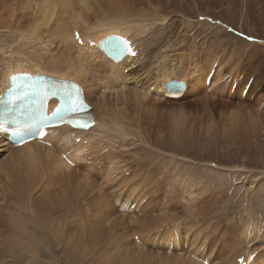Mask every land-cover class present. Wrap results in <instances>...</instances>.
Returning <instances> with one entry per match:
<instances>
[{
	"label": "bare ground",
	"instance_id": "bare-ground-1",
	"mask_svg": "<svg viewBox=\"0 0 264 264\" xmlns=\"http://www.w3.org/2000/svg\"><path fill=\"white\" fill-rule=\"evenodd\" d=\"M146 1H149L151 4L154 3V5H152L151 8H148L146 7L145 4ZM29 8H30V14H29V20L27 21L26 16ZM54 13L56 14L55 16H53ZM162 13L163 12L161 5L159 4V0H0V28L3 27L7 29H12L15 32L21 31L22 33L27 34L26 36L27 39L34 38L37 40V43L38 42L40 43L38 51L35 50L37 51L36 54L25 51L19 52L17 54H13L11 52H9L10 54L8 53L9 55L5 57L7 59L5 66L2 68L3 70L1 69L2 71H0V91L1 90L3 91L5 87H7L6 82H8V77L10 76V74L18 72L20 69L26 70L27 72L29 70L30 72H32V74L36 72H44V73H51L54 77L57 78L75 80L84 85L85 97L94 106L95 109L94 115L98 120L97 125L93 126L88 132H84V131L80 132V128H75L74 130L73 129L56 130L54 126H49L47 133L44 134L41 138L37 139L35 142L27 143L26 141H24L25 143L24 147L28 151H30L31 157H35L38 155V151L36 150V148L41 146L42 145L41 143L44 140L49 141V143L45 142L49 144L47 147H44L42 145V152L45 154L44 159L50 160L49 164L47 165L48 172H45L46 170H42L40 167H38L39 165L34 166L30 164L16 150H12L9 154L6 153L5 157L3 158V160H5L4 161L5 163L3 162L4 164H2L3 168L1 171L4 174V175L2 174L4 178L3 180L0 179V191H1L0 197L1 198L2 196L4 197L6 204H8V199L11 198L12 204L18 203L20 205H23L24 203L25 205H27V209L30 212L31 219L35 221V227H34L35 229H39L42 226L43 228L48 227L49 230L52 231L54 227H56V230L58 232L61 231L63 232V234H67L72 241L75 240V244L77 246L85 245L86 247V248L84 247L85 250H89L90 252H92V255L90 256L91 259L93 258L92 261L96 262V264H143L142 262H138L139 261L138 259L141 258L142 261V259H146L148 257H151V259L152 258L155 259V260L152 259L153 261L151 260L152 261L151 264H205V263L210 264L211 259L209 257L210 254L208 253L209 249L207 251L205 250L206 238L204 237L206 236L203 237L201 235V232H198V234L196 235L195 231L197 230L195 229H194L195 231L185 229L183 224L184 222L180 220L178 221V219L173 217L175 216L174 212L166 214L164 211H161L155 214L154 216H152L151 218L145 215L139 217L133 215V218L132 217L126 218L125 215L120 214L117 209L115 210L114 206L110 204V201L105 199L104 203L103 202L96 203V210L88 221L87 220L88 215H84V213H82L74 205V198L78 196V193L89 192L93 190L96 186L99 187L96 189V191H98V193L100 194V199H104L102 196H104L105 193L102 189L103 188L102 184L99 183V181L98 184L96 178L91 176L87 177L83 174V172H81L78 169L81 167L79 165L80 162L85 161L84 163L87 162L94 164V160L91 161V158L99 155L102 150L113 151L112 148H114V146L118 147L120 146L121 143L130 142L131 140L135 139L136 136H137V140H139L142 143L144 142V140H146L143 134L144 132H146V138L148 139L152 127L154 130V127L157 126L158 127L157 132H160L162 128H164L162 127V125L166 127L167 121H169V123L172 126L171 128L172 131L169 134L172 135L174 134V137H180L182 136V134L186 136L185 134L187 132H185L184 134V132H182L180 129L185 127L188 129V132H190L191 128L194 125V123L189 122L185 117L186 113L184 111L185 109L184 107H188V106L194 108V110H196V113H200V112H206L208 109L213 108L214 104L217 103L216 104L217 109H219V107L221 106L224 108V111H229L231 113L230 115H228L229 119L228 118L226 119L236 124V126L243 123L245 119V115H249V114H255L254 117H256V114H262L261 118L262 121L264 122V112L262 113L258 112L259 108H257V106L255 105V103L261 102V104L259 105V107H261L264 104V97L258 96L256 98V101L252 102V100L250 99L251 90L246 87L248 79H246V81L243 82L240 80V76L237 77L236 75L232 74L231 72L232 70L230 71L231 73L229 71L224 72L221 69L220 63L222 62H219V59L215 57L216 53L211 54L204 64L201 63L200 58L198 59V57L200 56V54L198 53L194 57L195 61L190 59L187 62H184L183 59H181L178 56L179 58L178 62H173L169 58L168 60H170L171 62L168 63L166 61L167 58L166 53L160 52L159 46H161L160 42H162V40H165V37L167 35L168 37H170L169 34L161 35L157 33L158 35L161 36L156 35L158 37L156 38L154 37L153 39L148 40L147 41L148 46H146V39L144 40L142 39V41L139 40V38L142 35L144 38V35H146L147 31L150 28L152 29V27H154L152 26V24L154 23L155 18H161L159 16H161ZM165 20L166 19L164 17L163 21ZM26 21H27V25L25 28L24 24H26ZM169 24L171 25V22ZM44 26L47 27L48 34L52 35V37L56 40L57 53L63 55V58L58 59L57 57L54 56L51 57L42 56L43 55L42 52L44 50L41 47L43 46V44L45 46L48 45L47 44L48 41L46 39L45 41L44 39H42V36H44V34L46 33L44 30ZM159 29L161 28L159 27ZM27 30H31V31L28 32ZM152 30L154 31V29ZM152 30L151 33L153 32ZM10 31L11 30L7 31V33L8 32L10 33ZM109 34H117L119 37L122 38L125 37V40L127 41V44L128 46H130V48H133L138 53L143 52L145 54V57H149L151 60L153 59L154 64L151 65L150 68L152 66L155 67L160 66L157 75L155 77V78H159L160 83L176 78L186 79L188 83V88L191 91L196 90L197 92L194 98V102H190V103L187 102L186 106L185 105L179 106V103L164 102L161 99L156 98L155 96L148 95L146 89L137 90L135 87L137 81H133V79L135 78L134 75L136 74L137 70H131L128 74H123L122 72H120L122 68H118V71L116 72L117 76L115 77H112L111 74L110 76L108 75L105 76L106 86L109 87L108 89H110L111 92H114L113 96H115V99L112 102L111 101L107 102L106 99L103 98V94H100V99L96 98L97 100L93 101L91 97L95 95L94 94L95 88L86 87L87 83L92 82L95 79V75H96V72L94 71L92 66V61H93L92 58H97L96 56H98L99 59L103 61L105 64L108 63L105 60V58L102 57L101 53L95 54L94 48L95 46L98 45V41L101 38ZM154 34H156V32H154ZM10 35L8 34L7 36ZM18 35H15L16 38ZM38 35H40L41 37H39ZM0 36H2V34ZM74 36L80 37L81 44H84L85 47L80 46V44H78L73 39ZM149 36L150 35H148V37ZM24 37L25 36L21 37L22 41ZM27 39L25 38L24 40L28 41ZM34 39L33 41L35 42ZM88 40L95 44L93 46L88 47ZM174 40L177 41L178 39H174ZM165 41H169V40H165ZM180 41H182V39ZM140 42H142V44L144 43L145 46L142 48L139 47ZM176 43L173 44L175 45ZM18 44H15V47ZM173 44L170 45L172 46ZM19 46H21V42ZM19 46H17V48ZM167 48L171 49L169 47ZM47 50L49 52V49H46L45 51ZM4 56H6V54ZM237 59L239 61L241 58L238 56ZM2 66L3 65H1V67ZM132 67L136 68L135 64L128 67V69ZM144 67L145 66L142 65L140 69H144ZM236 67H239L236 70L238 71L241 68V65H237ZM150 68L148 67L146 71L149 72ZM209 71L213 72L211 75L210 84L208 85V87H206L207 90H209V92L214 93L215 91L217 94H224L234 89L231 94H236L238 97H240V95L246 94L245 100L229 103V101L220 98L221 100L217 101L218 98L212 97L211 93H204L205 89L203 86ZM200 72H204L203 78H201L202 74ZM229 75H233V78H230ZM129 80L133 81L134 84L133 88L127 86V82ZM229 80H231L233 83H229L228 82ZM233 85H235V87ZM174 92L177 94L176 89L174 90L172 89L171 91H169L170 94H174ZM9 93H11V89L9 90ZM164 119L166 120L165 123H163ZM253 120L254 119L252 118V121ZM257 120L259 121V118ZM257 123L258 122L254 121L255 125H257ZM143 124L145 125L142 127ZM214 127H217V125L213 126L211 124H208L206 128H208L211 132H214L215 131L213 129ZM231 127H232L231 123L229 124L227 123V126L225 127V132L226 133L237 132L234 129L232 130ZM106 130L115 131L119 135L111 136L112 138L111 139L107 136ZM219 130H222V134L224 133L223 128H220ZM103 136H107V137L103 138ZM114 137H116L115 140L113 139ZM84 140H86L85 144L83 143ZM101 140L103 144L102 146L103 149H98L101 146ZM1 145H3V142L0 143V146ZM121 147H123V145ZM89 148L92 151H87ZM100 158L102 160L104 159L102 156ZM122 160H123L122 156H118L115 153L113 154L109 152L104 159L105 165L103 167L104 171L102 178L103 179L106 178L107 181L110 180V177L111 180L114 179L116 177V174H114L113 172L116 171V169L120 168ZM98 165H95L97 167H95V169H92V171L95 170L94 173L96 171L98 172L99 170H102V167L99 168ZM140 168H141V171H139L140 173L139 172L134 173L133 177L130 176V174L127 175L129 176V180L127 179L128 181H130V178L136 179L137 177H139L138 180L141 179V181H139L138 183H137L138 180L134 181V184H132V186L130 187L129 194H131L132 192L133 194H135L134 192L135 189L143 184L142 191H145V195L143 198L147 197L148 199L150 194L158 190L154 186L156 181L152 182L150 180V178H154L153 175L154 171L147 170L143 166H140ZM80 169H82V167ZM85 172L90 173V168L85 167L84 173ZM168 177L169 176H167V179ZM163 179L164 180L162 181L163 182L165 181V183H167V180L165 178ZM127 180L124 179V181ZM170 182L169 185H167L168 187L166 189V193L168 192L169 194L172 186V183ZM57 184H59L58 189L56 188ZM37 186L38 188H40V192L36 190ZM4 190L11 191L12 197L7 196ZM33 190H36L37 194H33V193L31 194ZM48 190L50 191L53 190V191L44 194L45 191ZM121 194L122 193H118L117 198ZM130 196L131 198H133L132 194ZM135 198L136 197L134 196V199ZM157 198L159 197L157 196ZM124 199H130L128 192L122 200ZM129 201L130 200L126 202L127 207H129L131 205V202H133V201L131 202ZM137 201L139 200H137L136 198V203ZM143 201L141 203H144ZM207 201L209 202V200ZM150 202H151L150 200L149 202L148 200H146V203L143 206V208L140 206V208L138 209L142 208L141 210H143L145 209V207L147 208ZM136 203L134 208L137 207V205L141 204L139 203L136 205ZM214 204H217V201ZM211 205H212L211 203H207L203 205L200 209H198L197 211L198 216L202 215L203 217V215H212L213 214L212 210L214 209L211 208ZM215 206L216 207L218 206L219 208V205H215ZM161 207L162 209H164V206L161 205ZM14 209H12L11 211L8 210L12 215L11 217H13V221L9 220V218H11L9 217V214L8 216L5 215L0 216V219L3 217L4 219L7 218V220L9 221L10 227H9V232L7 231V235L9 233L11 234V240L9 246L13 250L17 245L22 246V244L24 243L27 244L26 233L28 234L30 233L29 230L30 226L27 225V222H25L24 216L22 215L20 216V213L16 210L17 208L15 210ZM111 210H113L114 215H110ZM188 211L191 212L190 210ZM168 216L170 217L168 218ZM199 218H201V216ZM210 218H212V216H210ZM212 219L214 220V218ZM1 220H0L1 224H5V225L7 224L4 222L3 219ZM109 220H110L109 226H107L106 229L103 232H101L103 222L106 221L107 223ZM201 222L203 221L201 220ZM212 222H210V225ZM201 224L203 225V223ZM171 230L176 232L179 230L184 231V233L187 234L184 236V238L189 237L193 241H195L196 239L202 240L198 244V246L190 245L192 246V252L189 258H185V256H187L188 253L187 254L185 253L186 255H184L183 257L180 255H174V253L166 254L163 250H157L152 247V245L157 243L160 244L167 243L169 245L174 244L177 240L182 239L181 237L174 239L171 236L173 232ZM143 231L145 232L143 233ZM247 233L250 232L247 231V229L245 228L243 230V235H246ZM133 235L137 236L136 242L139 245H146V247L140 249L137 243L131 242L129 238L133 237ZM33 236L34 235L31 234V237ZM147 244H149L150 247H147ZM98 246L102 251L101 253L100 252L95 253V248ZM25 249L29 251L31 250L24 248V250ZM32 250H34V248H32ZM32 250L30 252L34 253V251L32 252ZM9 251H11V249H9L8 251L3 250L4 255L0 257V264H7L4 263V261L6 257H9L7 255ZM236 254L237 253H234L232 256L229 255L231 256L227 260L229 264H249V262L245 261V254L241 253L244 258H240L241 256L238 257V254L237 255ZM251 254L252 256L250 257V262L253 260L252 258H254L256 253H251ZM33 255H35V253ZM27 264H32V263L28 262ZM252 264L254 263L252 262Z\"/></svg>",
	"mask_w": 264,
	"mask_h": 264
},
{
	"label": "rangeland",
	"instance_id": "rangeland-1",
	"mask_svg": "<svg viewBox=\"0 0 264 264\" xmlns=\"http://www.w3.org/2000/svg\"><path fill=\"white\" fill-rule=\"evenodd\" d=\"M149 3V1H146V7L151 8L154 3ZM159 4L161 5L163 12L161 16H159L161 18H155V24H152V26L154 27L150 26L152 27V29H154V31L150 28L153 32L151 33V30L149 29L150 31H147L146 35H144V38L143 35L139 38L140 41H142V39H146V46H148V40L153 39L154 37L156 38L161 35L169 34L170 37H168V35L165 37V40L169 41L162 40V42H160L161 46H159L160 52L166 53V61L168 63L171 62L170 60H172L173 62H178V56L183 59L184 62H187L190 59L195 61L194 57L198 53L200 54L198 59L200 58L201 63L204 64L211 54L216 53L215 57L219 59V62H222L220 63L221 69L224 72H230L232 70V74L236 75L237 77L240 76L241 81L245 82L246 79L249 80L248 83H250L247 88L251 90L250 99L252 100V102H255L258 96L264 97V83L262 85L259 84V80L264 77V58L260 57V55L264 51V40L261 44L249 41H246L247 43H245V40L243 39V37L246 36H255L264 39V0H159ZM29 14L30 8L28 9V13L26 16L27 21L29 20ZM164 17L166 19L165 21H163ZM27 21L26 24H24L25 28L27 25ZM170 22L171 25L169 24ZM176 22H181V26L183 27L178 25ZM159 27L161 29H159ZM187 29L189 30L188 33H186ZM9 30H11V35L9 32L7 33V31ZM44 30L46 33H43L44 36H42V39H44V41L45 39L48 41V45H46L48 47H46L44 44L43 46L41 45V48H43L44 50L42 52V56L58 57V55L56 54V40L52 37V35L48 34L46 26H44ZM27 31L29 32L31 30ZM20 32L21 31L15 32L12 29H7L3 27L0 28V35L2 34V36H0V71L3 70L2 68L4 67L6 60L5 57L10 54L9 52L17 54L19 52L25 51L36 54V52L38 51L40 43L38 42V44L37 40L34 38L33 39L36 43L33 41L32 38L27 39V34ZM154 32H156V34H154ZM17 33L20 35H18ZM157 33L161 35H158ZM8 34L12 38L10 36H7ZM240 34H242L243 36H241ZM15 35H18L17 38ZM148 35L150 36L148 37ZM20 36H25L23 38V41L21 40L22 38ZM38 36L41 37L40 35ZM25 38L28 41L24 40ZM174 39L178 40L176 41ZM181 39L182 41H180ZM20 42L21 46H19ZM173 43L176 44L174 45ZM15 44L18 45H16L15 47ZM170 44H173V47ZM165 45L169 48H172L168 49ZM17 46H19V49L17 48ZM144 46L145 44H142V42H140L139 47L142 48ZM46 49H49V52L48 50L45 51ZM3 54H6V56H4ZM262 55L264 56V53ZM238 56L241 58L239 61L237 59ZM169 58L170 60H168ZM142 64L145 65L146 63ZM142 64H139L138 62L137 65ZM1 65L3 66L1 67ZM137 65L135 66L138 68ZM235 65H241V68L236 71L239 67H236ZM145 67L148 68L147 65ZM137 68L133 81H137V83L144 82L145 79H142L141 77V73L143 72V70L140 69L141 67L138 69ZM159 68L160 66H152L149 69V72L155 71L157 74ZM144 72L147 71L145 70ZM200 73L202 74L201 78H203L204 72ZM233 75H229V77L233 78ZM133 81L129 80L127 82V86L133 88ZM228 82L233 83L231 80H229ZM186 85L188 86L187 82ZM113 93L114 92H111L110 90L101 88L97 90V93L92 96L91 99L93 101H96V98L100 99V94H103V98L106 99L107 102H112L115 99ZM182 95H180L177 100H169L168 103L174 102L179 103V106H186L187 102H194L193 96H186L185 92H183ZM215 96H219L217 101L223 99L229 101V103H234L235 101H244L246 98L245 95H240V97H238L236 94H228L227 92L224 94H216ZM216 104H214L213 108L208 109L206 112L200 113H196V110L189 106L184 107L186 119L189 122L194 123L190 132H188V129L185 127L180 129L182 132H184V134L185 132H187L185 134L186 136L182 134V136L180 137H174V134H169L172 131V126L169 121H167L166 127L162 125V127L164 128H162L160 132H157V126L154 127L155 131L152 127L148 139L146 138V132H144L143 134L146 140H144V142L142 143L137 140L136 136V138L133 139L134 141L131 140L130 142L121 143L118 147L114 146V148H112L113 151H106L107 153H115L118 156H120V153L127 151L128 153H131V155L127 157V160H122L121 165L124 167V169L119 172V175H116L115 180L112 184L109 183V181H111V177L109 181H107L106 178H102L104 171L103 167L105 165L104 162L99 163V165L102 164V170H99V173L97 171L94 173L95 170H90V173L83 172V174L87 177L91 176L96 178L97 183L99 181V183L102 184V189L105 194L104 196H102L104 199H100V194L98 193V191H96V189L99 188L98 186H96L93 190L89 192H80L78 193V196L74 198V205L76 206V208H78L82 213H84V215H88L87 220L89 221V218L92 217L93 213L96 210V203H104L106 199L110 201V204H112L111 202L113 198L118 193L124 192L130 183L135 180L137 181L139 178H130V181H128L129 176L127 175L130 174V176L133 177L134 173L141 171L140 166H143L147 170L154 171V178H150V180L152 182L156 181L154 186L158 190L150 194L148 199L147 197H140L142 201L144 199V203H141L142 201L138 198L137 200L139 201H137L136 203V198H131L130 195L132 194L133 197H136V195L138 196V193L133 194L132 192L131 194H129V188V202L133 201L131 202V204L136 203V205L141 203L131 211V214H134V216L139 217V214L141 212L142 215L140 216L145 215L151 218L152 216L161 211H164L166 214L174 212L175 216L173 217L178 219V221L180 220L184 222L183 224L185 229H195L197 230H194L196 232V235L198 234V232H201V235L203 237L206 236L204 237L206 238L205 250L207 251L209 249L208 253L210 255H208L211 259L210 264H229L227 260L234 253H237L238 257L242 256V254H245V261L249 262V264H252V262L254 264H264V122L261 118L262 114H256L257 118L254 117L255 114L245 115L244 122L237 125L239 126L237 127L236 124L226 119L231 113L229 111H224V108L221 106L219 107V109H217ZM260 104L261 102L255 103L257 108H259L258 112L262 113L264 112V104L259 107ZM252 118L254 119L253 121ZM258 118L259 121L257 120ZM224 119L227 122H225ZM254 121L258 122L257 125L254 124ZM165 122L166 120L164 119L163 123ZM227 123H231V129H234L237 132L229 131L230 133H226L225 127L227 126ZM208 124H211L213 126L217 125V127L213 128L215 130L214 132H211L208 128H206ZM144 125L145 124H143L142 127ZM220 128H223V134L222 130H219ZM105 137L107 136H103V138ZM115 138L116 137H114L113 139L115 140ZM83 143L85 144L86 140H84ZM122 145L123 147H121ZM102 146L103 144L101 140V146L98 149H103ZM8 152L9 150H6V148H0L1 180H3L4 178V176H2L3 172H1L3 168L2 164L5 163V160H3V158ZM103 152L104 151L102 150L100 154H102ZM84 162H80L79 165L81 166V164ZM116 171H118V169H116ZM116 171H114L113 173L117 174ZM46 172H48V170H46ZM167 176H169L168 179ZM162 177L167 180V183H165V181H162L164 180ZM124 179L128 180L124 181ZM139 181H141V179L138 180L137 183ZM168 181H172L170 182L172 183L170 191L171 195L168 192L166 193V189L168 187L167 185H169ZM56 186V188L58 189L59 184H57ZM36 190L40 192V188H38V186L36 187ZM36 190H33L31 194H37ZM136 190L137 188L134 192H136ZM52 191L53 190L45 191L44 194ZM4 192L7 194V196L12 197L11 191L4 190ZM157 196L159 198H157ZM11 200L12 199L9 198L8 204H6L4 197H0V216H8L9 214V217H11L12 215L8 210L11 211L12 209L17 208L16 210L20 213V216H24L25 222H27V225L30 226V233H26V238L27 244L31 248H29L28 245L25 243L22 244V246H15L14 250L9 251L7 253L9 257H6L4 263L27 264L28 262H31L32 264H96V262L92 261L93 258L91 259L90 255H92V252H90L89 250H85V245L77 246L75 244V240L72 241L67 234H63V232L61 231L58 232L56 230V227H54L52 231H50L48 227L43 228L42 226L39 229H35V221L31 219L30 212L27 209V205H25L24 203L23 205H20L18 203L12 204ZM146 200H148V202L150 200L152 203L150 202L147 208L145 207V209L141 210L145 205ZM207 200H209V202ZM216 201L217 204H214L216 203ZM207 203L212 204L211 208L215 210H212L213 214L203 215V217L202 215L198 216V209H200L203 205ZM140 205L142 208L136 209L139 208ZM161 205L164 206V209H162ZM215 205H219V208ZM135 209L138 212L140 210L141 211L136 214ZM187 209L191 212H189ZM110 215H114L113 210L110 211ZM200 216L201 218H199ZM210 216H212L214 220L210 218ZM125 217L133 218V216L128 215H125ZM169 217L170 216H168V218ZM1 219H3L4 222L7 224L5 225L0 223V252H2L0 253V257L4 255L3 250L7 248L11 240V235H7V231L9 232L10 227L9 221L7 220V218L4 219L2 217ZM201 220L203 222H201ZM209 221H213V224L211 223L210 225ZM249 221L252 223H250ZM201 223H203L204 226ZM109 224L110 220L107 223L106 221H104L101 232H103L106 227L109 226ZM245 228L250 233L243 235V230ZM144 232L145 231H143V233ZM204 233L207 234L205 235ZM31 234H33L34 236L31 237ZM183 234L184 231H181L176 237H174V239H177V237L182 238L181 240H177L178 242L174 240L176 241L174 244L169 245L167 243H157L152 245V247L157 250H163L166 254L174 253V255H180L183 257L188 253L185 258H189L192 252V246L190 245L198 246V244L202 240L196 239L195 241H193L191 238L185 237L187 239L186 240ZM129 239L131 242L137 243V236L133 235V237H130ZM195 242L198 243L196 244ZM172 245L174 246V249ZM139 247L140 249L143 247L145 248L146 245H139ZM147 247H150V245L147 244ZM24 248L31 250L32 248H34L32 252L34 251L35 255H33L34 253L30 252L31 250H24ZM188 248L191 250H189ZM98 252H102L99 246L95 248V253ZM251 253H256V255L254 256V258H252L253 260L251 259L252 261L250 262V257L252 256ZM146 259H142L141 261L140 258L138 259V262H142L143 264H151L153 261L152 259L154 258L151 259V257H148Z\"/></svg>",
	"mask_w": 264,
	"mask_h": 264
},
{
	"label": "snow or ice",
	"instance_id": "snow-or-ice-1",
	"mask_svg": "<svg viewBox=\"0 0 264 264\" xmlns=\"http://www.w3.org/2000/svg\"><path fill=\"white\" fill-rule=\"evenodd\" d=\"M122 43L125 45L128 51H131L127 41H122ZM65 96V102L53 113L50 118L46 119L38 129L40 136L45 134L43 128L48 126H56V124H53V121L67 123L73 127H87L86 123H81L74 118L78 113L82 112L85 107L79 95V90H76L75 92H65ZM4 130V125L0 124V131ZM21 142H23V140Z\"/></svg>",
	"mask_w": 264,
	"mask_h": 264
}]
</instances>
